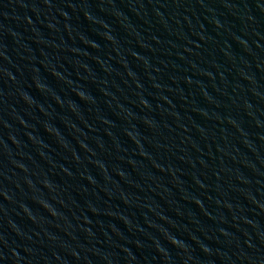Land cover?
Here are the masks:
<instances>
[{
  "label": "water",
  "instance_id": "water-1",
  "mask_svg": "<svg viewBox=\"0 0 264 264\" xmlns=\"http://www.w3.org/2000/svg\"><path fill=\"white\" fill-rule=\"evenodd\" d=\"M0 264H264V0H0Z\"/></svg>",
  "mask_w": 264,
  "mask_h": 264
}]
</instances>
